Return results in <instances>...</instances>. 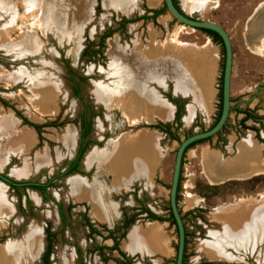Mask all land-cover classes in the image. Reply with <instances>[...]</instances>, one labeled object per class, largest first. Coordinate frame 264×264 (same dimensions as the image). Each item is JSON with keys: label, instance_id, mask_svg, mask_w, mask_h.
Masks as SVG:
<instances>
[{"label": "crops", "instance_id": "crops-1", "mask_svg": "<svg viewBox=\"0 0 264 264\" xmlns=\"http://www.w3.org/2000/svg\"><path fill=\"white\" fill-rule=\"evenodd\" d=\"M145 1L147 10L144 11L143 15L151 16V10H160L157 15L149 17V19L157 21L161 27L168 25L170 14L163 8V0L161 4L158 3L159 0ZM173 1L181 12L190 16L186 13V8L184 9L180 6L178 0ZM182 1L185 7L186 5L189 6L185 0ZM263 2L260 1L243 19H240L242 25L239 26L240 39L237 43L241 50H243L241 52L243 55L237 59L239 62L236 67H239V73L241 74L246 69L244 66L246 64L244 50L249 54L257 55V47L261 46L264 42V39H261L262 37L264 38V35H262L264 29V8L258 14H254L255 8ZM13 3L14 0H0V18L4 16L6 18H4V22L0 25V38L2 40L0 47L5 54L12 56V61L19 62L20 60L24 61L27 57L31 59V51L36 49L37 46L33 39L34 44L31 47V34H28L27 37L29 46H23V48L20 46L22 33L16 32L17 29L19 30V27L14 28L16 8L19 7V0H15L16 6ZM106 3L108 4L107 1H105ZM116 4L121 5V11L125 12L130 9V6L123 9L122 3L119 0H116L114 5ZM194 6L190 5L189 8H193ZM253 16L254 18L256 16L257 20L254 22L256 25L252 30L253 33H250V19ZM193 18L198 19L197 17ZM147 19L148 17L139 20L146 21ZM216 24L226 31L230 40L232 52L231 82L233 65L236 60L233 42L227 32V27L218 22ZM205 35L208 36L207 34ZM189 43H193L194 45L190 47L192 48V53L188 54L184 53L185 51L176 50L173 43L168 40L162 43L160 41L155 44L150 43L144 49H133L129 53L117 51L119 49L112 45L113 51L116 53H114V58L110 59L111 61L108 63L109 71H112V67H114V71L122 70L115 73L114 77H117L116 81H132L133 76H136L139 81L137 85H127L128 87L125 88L124 95L130 94V97L136 96L139 104H141L142 99L145 100L146 98L151 102L149 105H145V111L149 113L152 111L148 119H145L143 116L142 110L144 105H140L141 113L139 112L140 114L136 115L134 123L127 122L126 124L135 126L140 123H152L155 120L171 123L175 114V106L166 97L161 95V91L168 92V87H170L169 92L172 97H178L183 101L180 114L183 110L186 115L182 120H192L194 111L210 112L213 92L209 76L211 75L212 68L216 65V58L215 56L210 58L208 55L209 51L207 52V50L202 49V46H197L194 42ZM206 43H209L208 37L205 39ZM107 54L111 58L113 53ZM117 60L119 61L118 64L116 63ZM108 74L111 76L109 72ZM41 76L44 77L46 75L32 73L31 68H28L26 65L20 66L18 63L17 69L15 68L11 73L2 76L4 79L2 82L5 84L4 87L14 86L16 88L15 86L24 81L26 86L31 88V78L34 80L32 84H36V82H39L36 79L41 78ZM49 78L50 74L47 76V79ZM46 84L43 81V83L34 86L45 87L51 90L49 85L46 86ZM29 92L31 93V91ZM13 94L16 93L13 92ZM0 97L6 100L2 96ZM52 101H54V95ZM186 101L190 103L185 105ZM246 103L248 108L253 107V102H249V100H239L233 105L229 89V104L231 107L229 111H233V114L240 117L237 111ZM53 105L54 102H51V110L43 111V113L54 111ZM106 108L110 115L112 113L115 114V107ZM151 108L154 110H151ZM0 114L8 115L14 122L13 128L8 131V134H6L5 128L9 127L2 126L3 133L0 135V171L5 170L6 175L14 179H26L31 177V174L40 167L50 166L52 160L47 148L42 147L31 154L32 148L37 143L35 130L31 126L23 124L10 108L3 107L1 104ZM160 114H163L165 117L161 119ZM24 117L31 122L29 117ZM248 121L247 123L253 124L251 120ZM118 123L122 122L117 121L116 125ZM110 127L112 128V125ZM21 128L28 130L29 138L27 141H23L19 133H17ZM66 129L71 130L69 126ZM75 133H73V139L70 142L69 148H66L62 142L66 152L65 156L68 158L73 155L75 149ZM143 133L149 134L148 145L144 139L140 138V135ZM161 137L160 131L152 128L140 127L135 130H125V132L118 133L115 137H111L103 142L102 145L92 146L90 150L83 154L80 162L81 168L83 172H90L89 176L73 174L60 180V183L66 187L65 195L60 200L65 204L70 201L71 203H76L77 207L82 206L83 212L85 210L84 207L87 208L89 215L87 214L86 216L89 220L91 219L96 224H104L107 227H110L114 221L118 220L120 205L133 206V202L128 197L120 203L114 196H118L120 192L129 189L134 181H139L140 190L145 193L147 207L155 216L163 219L135 220L119 239L118 249L126 256L132 258L131 264H173L174 262L172 243L174 242L175 229L167 219L168 205L165 209L162 208V190L164 188L163 165L167 152L158 143ZM251 143L256 144H254L255 150L253 155H250V152L244 149L245 144L249 145ZM131 145L133 150L130 148ZM263 147V144L255 138L254 132L248 129L245 131L244 136L239 139L236 138L233 132L227 133L222 148L215 146L213 143H195L184 153L186 156L190 154L193 164L185 165L183 155L181 172L184 179L183 181L181 180V185L178 188V192L180 187L183 189L180 192L183 197V205H179L178 192L176 199L187 246L183 264H264V209L261 210L257 204L252 203L253 198L256 200L258 197H233L231 201L208 206L203 194L196 190L195 184L196 177L202 178L203 183L207 187H213L227 181L249 180L264 173ZM117 150H120V153H116ZM44 151L45 156L38 158L41 154L43 155ZM99 153L102 155H99ZM90 154L93 155L89 156L90 162H88L87 156ZM61 156L60 152H55L54 159L58 160ZM36 158L38 161L34 163ZM12 159H15V161L11 163ZM156 168H159L158 176L161 177V184L153 183ZM154 190L156 191L155 199L153 198ZM14 200L13 197L7 195V187L0 182V235L5 233L3 229L4 227L7 228L9 224L11 225L12 234L9 238L0 242V264H43L41 262V255L45 248L43 225L34 219H27V225L24 226L22 231H19V226L26 218L16 212ZM25 200L30 205L31 203L34 205L40 203L39 194L32 189L25 190L21 198L22 206H24ZM235 201H239L240 203L237 207L230 206L223 211L216 210V207L221 204L226 206ZM207 207H209L210 211L203 213L201 209ZM204 215L206 218L208 217V224H206V220L203 218ZM43 216L47 219L53 217L47 211L42 214ZM52 221L55 224L54 220ZM30 225L33 226L27 232ZM95 236L101 242L94 248L100 250L104 253L103 255L108 257L103 261V264H122L120 262L115 263L113 260V258L122 260V257L116 250H111L112 240L98 235ZM9 244L11 246L7 247ZM78 247V251L81 252V245ZM78 247L71 248L70 250H59L58 252L61 255L57 259V264H71V261L74 259V253H76L75 248ZM67 251H70V254L65 255ZM50 254L48 259L50 264H52ZM93 263L101 264L102 262L99 263L94 260Z\"/></svg>", "mask_w": 264, "mask_h": 264}, {"label": "rangeland", "instance_id": "rangeland-1", "mask_svg": "<svg viewBox=\"0 0 264 264\" xmlns=\"http://www.w3.org/2000/svg\"><path fill=\"white\" fill-rule=\"evenodd\" d=\"M105 1H107L108 4H105ZM260 1L264 0H210L209 2L199 4L193 8H189L188 5L185 7L182 0H178V3H180L182 8H186L185 11L191 18L197 17L198 19L215 23L218 22L227 27V32L231 36L233 42V51L236 58L230 82V97L233 101V105L239 100H249V102H253L252 108L258 109L254 114L258 113V115H260L259 117L263 120H259L258 123L252 121L254 122L253 125H251L252 123L247 124L256 129L253 132L256 133L259 139L263 140L262 144H264V92L261 89L258 93L259 98H257L258 95L252 96L256 86L264 87V47H257V55L249 54L244 50V58L246 59V64H244L246 70L244 73H239V67H236L239 62L237 59L241 58L243 55L241 53L243 50H241L237 43L240 39L239 26L242 25L240 19H243V17ZM115 2L116 0H19V7L16 8V22L14 28L19 27V30L17 29L16 32L19 31L22 33L20 46L22 48L23 46H29L27 37L28 34H31V47L34 42H36L35 44L37 47L31 51V59L27 57L24 61L20 60L19 62L12 61V56L5 54L0 47V96L14 104L20 114L29 117L32 123L43 125L45 121H52L54 124H57V126L41 127L39 129L40 135L38 136L39 143H36L31 150L32 154L35 150L45 147L49 150L51 155L52 163L50 166L40 167L31 174L32 179L43 180L46 176L58 172L61 168L60 164L64 160L69 159L65 156L66 152L64 146L69 148L70 142L73 139V133L77 131L76 122L81 110L84 109L86 116L91 117L90 132L88 135L90 141L88 145L85 146L84 154L90 150L92 146L102 145L103 142L112 137L107 133L104 135L103 132L107 131L111 125L114 127L116 125V120H125L124 117L120 118V115L128 114L136 118V115L140 112V105H144L142 112L146 119L152 114V111H150V113L145 111V107L151 103L149 99H142L141 101L143 103L140 102L141 104H139L136 96L130 97V94L124 95L126 86L117 82V77H114L115 73L122 70L114 71V67H112V71H109L108 63L114 58V53H116L113 51L112 45L119 49L117 51L129 53V51L131 52L133 49H144L148 47L150 43L155 44L159 41L162 43L166 40L170 42V38L176 35L182 42H194L197 46H202V49L207 50V52L209 51L208 55L210 58L213 56L216 58V65L212 68L211 75L209 76L210 86L213 92L212 105L208 113L194 111V117L189 121L182 120L186 115L182 110L179 122L175 129H173L178 140L168 141L166 139V134L162 139L163 147L165 152H167L163 165L164 188L162 190V208L165 209L168 205V188L173 157L178 142L190 134L209 128L211 123L216 119L219 102V87L221 85L220 79L223 61L222 47L218 42L213 41L212 38L209 39L210 36H206L196 29L180 24L170 15L168 25L164 27H161L157 21L150 20L149 17L146 21L139 19L135 20V18L142 16L144 11L147 10L145 0H119V2L122 3L123 9L130 6V9L125 12L120 10L121 5H114ZM158 3L161 4L162 0H159ZM13 4L17 5L15 0ZM263 8L264 2L255 8L254 14H258ZM23 16H25L26 19ZM2 18H0V25L4 22L5 16ZM123 18L132 19L134 21L127 22L121 26L120 22ZM158 20H160V18H158ZM255 20H257L256 16L250 19V33H253L252 30L255 28ZM29 24L32 26V31L27 27ZM34 26L38 28V30L34 31ZM108 30H112L113 32L110 33L108 37L104 38L101 53L91 54V51L96 49V42L99 36ZM206 37H208L209 43L205 44ZM261 39L263 40L264 38L262 37ZM1 44L2 40L0 38V45ZM85 51L87 53H85ZM185 51L187 54L188 52L192 53V49ZM107 53H113L112 57L110 58ZM18 63L20 66L26 65L28 68H31L32 73L45 74L46 76L37 78L36 81L39 82H36V84H32L34 80L31 78V88L27 87L24 81H21L15 86L16 88H14V86L4 87L5 84L2 82V80H4L2 76L11 73L15 68L17 69ZM116 63L118 64L119 61L117 60ZM108 72L111 76H109ZM49 74L50 78L47 79ZM133 77L135 78L136 76ZM43 81L47 83L46 86L49 85L52 91L45 87L34 86L43 83ZM132 81V85H137V83H134V79ZM73 82L78 83V97L72 94L70 85H72ZM29 91H31V93ZM13 92L16 94H13ZM164 94L166 95L167 93L164 92ZM53 95L54 101H52ZM106 98L109 100L108 107H115V114L112 113L110 115V113H108L105 107ZM51 102H54V111L51 113H43V111L51 110ZM189 103V101H186L185 105ZM255 104H259V106ZM153 108L151 109L153 110ZM2 118L12 121L8 115L0 114V135L3 133L2 126L4 127L5 125L2 124ZM238 118L236 114H233V111H229L226 118V127L221 133L222 138L224 134L226 135L231 132L235 134L237 139L244 136L245 131L238 126ZM59 122H62V124ZM125 123H127L126 120ZM12 124L13 122L6 123L5 126L9 127L5 128L6 134H8V130L10 131V129L13 128ZM68 126L73 133L70 129H66ZM169 126L172 132L173 124ZM21 129L18 131H21ZM103 135L105 136L104 140L98 143L96 140L102 139ZM141 136H143L145 140L149 138L148 133H143ZM76 139L77 135L75 133V140ZM220 141L221 140L217 141L215 135H213L197 144L213 143L215 146H218V144L221 143ZM253 145L252 143L249 145L245 144L244 149L249 150ZM130 148L133 150L132 145ZM55 152H60L62 155L58 160L54 159ZM118 152L120 153V150H118L117 153ZM262 153L264 155V150ZM91 155L93 154L87 156L88 162H90L88 158ZM43 156H45V151L43 155L41 154L38 158ZM192 160L190 154L189 156L184 154L183 162L185 165H192ZM14 161L15 159H12L11 163ZM37 161L38 159L36 158L34 163ZM183 179L181 172L180 185ZM60 180H62V178ZM60 180H55L56 187L50 188L48 197L43 198V196L39 195L40 203L36 205L31 203L29 206L31 208L30 213L27 210V204L23 203L25 213L23 215V212H20L19 215L26 219L23 220L18 230L22 231V229H24V226L27 225V219L36 220L43 225V228L48 224L49 229L55 233L51 238L53 251L50 254V260L52 264H57V259L61 255V253L58 252L59 250H70L80 245L81 252L78 251L79 247L75 248L76 253H74V259L71 261V264H94V260L99 263L102 262L101 264H103V261L108 257L103 255L104 253L100 250L96 251V249H93L101 240L95 235L91 236L87 234V230L81 218L83 212L82 206L77 207L76 203H73L72 208L66 210L67 213L65 214L67 215L64 220V226L61 223L57 213V203L60 202V198L62 199L65 195L66 187L64 184L60 183ZM195 184L196 190L203 194L208 206L231 201L233 197L257 196L259 198V196L264 195V173L249 180L227 181L217 187H207V185L203 183L202 178L196 177ZM181 191H183V189L180 187L178 192L180 206L183 205V197L180 194ZM155 195L156 191L154 190V199ZM62 206L65 207L64 205ZM208 208L209 207L203 208L201 211L203 213H208V211H210ZM258 208L261 210L264 209V203H261ZM84 209V213L89 215V213H87V208L84 207ZM46 211L53 215V217L50 219L44 218V216L42 217V214ZM203 218H205V222L208 224V217L206 218L204 215ZM52 220H54L55 224H53ZM91 222L95 226L101 225L93 221ZM32 226L33 225H30L28 227L27 232ZM3 230L5 233L0 235V242L12 235L10 224L7 228L4 227ZM173 241L172 244L174 246L176 243L175 230ZM17 245L19 244L17 243ZM8 246L10 247L11 245L9 244L7 247ZM68 254H70V251H67L65 255Z\"/></svg>", "mask_w": 264, "mask_h": 264}, {"label": "flooded vegetation", "instance_id": "flooded-vegetation-1", "mask_svg": "<svg viewBox=\"0 0 264 264\" xmlns=\"http://www.w3.org/2000/svg\"><path fill=\"white\" fill-rule=\"evenodd\" d=\"M173 4H174V1H173ZM262 35H264V29L262 31ZM98 40H99V38L97 39V41ZM261 47H264V42L261 44ZM259 48H260V46H259ZM222 57H223V48H222ZM222 64H223V61H222ZM221 72H222V70H221ZM75 87L77 88L78 93H79L78 83L77 82H73V84L70 85L72 94L74 92V88ZM261 89L264 92V87H262V86H256V88L254 89V91L252 93V96H257L258 93L261 91ZM169 91H170V87H168V92H166L167 93L166 95L164 94L163 91H161V95L162 96H166L167 100H169L175 106V114H174L173 121L171 123H167L168 125L173 124V128H172V130H173V129H175V127L177 126V124L179 122V115H180V110L182 108L183 101L181 99H179L178 97H172ZM74 96H76V95H74ZM257 98H259V95L257 96ZM0 104L3 107L10 108L15 113V115L22 121V123L23 124H26V123H24V120H26V121H28V120L24 116H22L15 109L14 104L9 103L8 101L4 100L1 97H0ZM255 105L256 106H259V104H255ZM256 110H258V109L248 108L247 107V103H246L239 111H237V114H240V117L238 118V121L239 120H243L241 122V124L244 125V126H246V128H242V125L238 122V126H240L242 128V130H244V131H246L248 129L251 130V131H255L256 130L253 126H251L253 124H251V125L247 124V121L248 120L256 121V123H258L259 120H263V119H261V117H259L260 115H258V113L257 114H254V112L256 113ZM177 113H178V117L175 119V116H176ZM246 113H249L252 117L251 116L246 117V115H245ZM12 122H13V120H12ZM28 122H30V121H28ZM120 122H122L123 124L122 123H118L114 127H112V128L110 127L111 129L109 128L107 131H104L103 134L106 135V133H107V134H110L112 137H115L118 133L125 132V130H135V129L140 128V127H145V128H152V129H156V130L160 131L162 137L160 138V140H159L158 143H159V145L161 147L163 146V140L162 139L164 138V135L165 134L167 135L168 141H170V140L171 141L172 140L173 141L178 140V138L174 134V130L171 133L174 134V136L176 137V139H174V137L171 138V135H169L168 133H165L164 132V125H163L164 123L161 122V121H159V120H155L152 123H140V124H136L135 126H130V125L126 124L125 123V120H122ZM30 123H32V122H30ZM59 123L62 124V122H59ZM76 123H77V131H76L77 139L75 141V149H74L73 155L69 159L64 160L60 164L61 168L58 170V172H55V173H52V174L46 176L43 180H38V179H32L31 177L26 178V179H14V178L6 175L5 170L0 171V176L7 179V181H5L4 179H2L0 177V182H2L7 187V195L9 197H13L15 199L14 200L15 201V209H16V212L17 213L23 212V215L25 213L24 212L25 211V208H23V206L21 205V198H22L23 194L25 193V190L26 189H31L29 187L31 184H37V183H40L41 184V183L50 182L52 184V186H49V187L46 188L47 189V192L50 194V191H49L50 188L56 186V181H55L56 179H59L60 180L61 178L63 179L64 177L69 176V175H73V174H79V175H82L83 174V175L89 176V173L90 172H88V173L83 172V170L81 168V163L80 162H81V159L83 157L84 151L82 152V155L80 156V158L76 160V162H74V160L76 158V155H77L78 150L79 149H82L84 146H87L88 143H89V141H90L88 135H89V132H90L89 129H90V126H91V117L90 116H86V113L84 112V109H83V110H81V112H80V114L78 116V120H77ZM225 123H226V121H225ZM34 124H36V123H34ZM211 124L213 125V123H211ZM13 125H14V122H13L12 126ZM37 125L40 126L39 129L41 127H44V126H57V124H54V122H52V121L51 122H46L45 121V122H43V125H41V124H37ZM29 126H31V125H29ZM169 129H170V127H169ZM84 132H85V134H84ZM39 135H40V132L39 133L36 132L37 144L39 143V137H38ZM104 135L102 136V139H100V140L98 139L96 141L99 143L100 141L104 140V138H105ZM254 135H255V138L257 139L256 133H254ZM215 137H216V140L217 141L221 140L220 142L222 144L219 143L218 144V147L222 148V146H223V144L225 142V134H224L223 138L221 137V134L215 135ZM219 137H220V139H219ZM199 142H201V141H199ZM259 142H261V141H259ZM196 143H198V142H196ZM261 143H263V142H261ZM188 148L184 149V151H183V154H182V157H181V164H182L183 155H184L185 151ZM263 150H264V148H263ZM100 155H102V154L100 153ZM181 164H180L179 181H178V185H177V190H178L179 185H180ZM158 170H159V168H156V171H155V174H154V177H153V183L154 184L155 183L156 184H161V177L158 176ZM32 190H34V189H32ZM36 192L39 195H41L38 191H36ZM144 194L145 193H143V191L140 190L139 181H134L130 185L129 189H127L124 192L123 191L120 192V194L118 196H114V198L115 199H118L120 203H122L128 197L133 202V206L131 207V206H128V205H120L119 206L120 216H119L118 220L114 221L110 227H107L104 224H101L99 226H95L89 220V218L86 216V214L84 212H83V214L81 216L82 223L84 224V227L87 230V234H89V235H97L95 232H90L89 227L87 225H85V223L83 221V217L84 216L86 217V219L89 221V223L91 224V226L95 230H98V231L102 232V234H104V233L106 234V232L108 231L113 236V238L110 237V239L112 240V246L114 245V242L117 241L116 248L111 249V250H116L119 253V255L122 257V260L113 258V260L115 261V263H119L120 262L122 264H125L124 262L126 260H129L130 261V264L132 262V258L131 257L126 256L124 253L120 252V250L118 249V241L124 235V233L127 230V228L135 220L152 219V218H149V212L151 214H153V213L149 210V208L147 207V205L145 203L146 197H145ZM58 203L61 206V212H62V214L64 216V219H65V217L67 215V214H65V213H67L66 210H68V206H70L69 209L72 208V204L73 203L68 202V203L65 204L62 200H60V202H58ZM25 204H27V210L30 213L31 212L30 211L31 208L29 207L30 206V203L27 200H25ZM62 205H64L65 207H63ZM168 208H169V206H168ZM57 213H58L59 219L61 221L58 206H57ZM167 213H168V210H167ZM155 217H158V216H155ZM129 220L131 222L130 223H127ZM168 222L170 223L169 220H168ZM61 223L64 226V222L61 221ZM103 228H105L106 231H104ZM174 229H175V226H174ZM46 230L51 234V238L54 235V232H51V230L49 229L48 224H46L44 226L45 247H46V244H47V240H46ZM175 235H176V229H175ZM173 248H174V260H175L176 243L173 246ZM94 249H96V248H94ZM186 249H187V246H186V240H185V236H184V245H183V253H182V264L184 262V258L186 257ZM44 250H45V248H44ZM96 250H98V249H96ZM51 251H52V241H51ZM173 264H174V262H173ZM205 264H208V263H205Z\"/></svg>", "mask_w": 264, "mask_h": 264}, {"label": "water", "instance_id": "water-1", "mask_svg": "<svg viewBox=\"0 0 264 264\" xmlns=\"http://www.w3.org/2000/svg\"><path fill=\"white\" fill-rule=\"evenodd\" d=\"M163 5L167 10V12L171 15V17L180 24L188 26L192 29L203 28L214 31L219 36L223 48V64H222L221 85H220V112L218 118L215 121V123L209 128L190 134L185 138H183L182 140H180L177 144L173 157L171 177L168 188V206L174 221V226L176 229V236H177L174 264H182L184 228L176 204L177 185L179 181L181 157L184 149L188 144L196 140L205 139L215 135L221 129V127L226 121L228 112L231 108L229 104V89H230V69H231L232 52H231L229 37L226 31L221 26H219L218 24L212 21L194 19L185 15L183 12L177 9V7L173 4L172 0H163ZM1 178L7 181L6 178L4 177Z\"/></svg>", "mask_w": 264, "mask_h": 264}, {"label": "trees", "instance_id": "trees-1", "mask_svg": "<svg viewBox=\"0 0 264 264\" xmlns=\"http://www.w3.org/2000/svg\"><path fill=\"white\" fill-rule=\"evenodd\" d=\"M163 8H165L164 5H163ZM151 12H152L151 16L142 15L140 17L135 18V20L142 19V18H145L146 19L147 17H154L155 15H157L160 12V10H151ZM131 21H134V20L123 18L121 20V22H120V25L123 26L125 23L131 22ZM196 30H199V31L207 34L208 36H210L213 39V41L218 42L221 45V47H222L221 40H220L219 36L214 31L209 30V29H203V28H197ZM112 32H113L112 30H108L107 32H105V33H103L102 35L99 36V40L96 42V49L95 50H92L91 51V54L92 53H99V54L101 53V48L103 46V40H104V38L108 37L110 35V33H112ZM85 53H87V52L85 51ZM220 83H221V79H220ZM73 94L76 95V96H78V90H77L76 87L74 88ZM218 100H219V102H218V110H217V113H216V119L214 120L213 124L217 120L218 115H219V112H220V87H219ZM245 115H246V117L251 116L249 113H246ZM177 117H178V113L176 114L175 119ZM242 121L243 120H239L238 122L241 124ZM24 123H26L28 125H31L35 129V131L37 133H39V127H40L39 125L34 124V123H30V122H28L26 120H24ZM163 125H164V132L165 133H168L169 135H171V138L174 137V139H176V137L174 136V134H172L171 131H170V129H169L170 126L167 123H165ZM210 126H212V124ZM225 126H226V123L222 126L221 130L218 131L215 135L221 134L222 131L225 129ZM242 128H246V126L242 125ZM84 134H85V132H84ZM256 137H257V139L259 141L263 142V140L259 139L258 136H256ZM206 139H208V138L200 139V140H196L194 142H191L190 144H188L186 146V148H188L189 146L193 145L196 142L203 141V140H206ZM84 149H85V146L82 149H79L78 150L74 162H76V160L80 158V156L82 155V152L84 151ZM49 186H52V184L50 182H46V183H41V184L40 183L31 184L29 187L31 189H34V190L38 191L41 194V196H43V198H46V197H48V192H47V189L46 188L49 187ZM213 187H217V186H213ZM176 199H177V196H176ZM57 206H58V209H59L61 221L64 222L65 219H64V216H63V214L61 212V206H60L59 203L57 204ZM69 207L70 206H68V209H69ZM167 210H168V217H167V219L170 221V223L172 225H174V221H173L172 215H171L168 207H167ZM149 218L157 219V220L163 219L161 217H155L150 212H149ZM83 221H84L85 225H87L89 227L90 232H95L97 235L101 236L102 238H110V237L113 238V236L108 231L106 232V234H102V232H100L98 230H95L91 226V224L89 223V221L86 219L85 216L83 217ZM130 222L131 221L129 220L127 223H130ZM103 229H104V231H106L105 228H103ZM46 240H47V244H46L45 250L43 251V253L41 255V262L43 264H50L48 257H49L50 251H51V234L47 230H46ZM116 245H117V241L114 242V245L111 247V249L116 248ZM124 263L125 264H130V261L129 260H126Z\"/></svg>", "mask_w": 264, "mask_h": 264}, {"label": "bare ground", "instance_id": "bare-ground-1", "mask_svg": "<svg viewBox=\"0 0 264 264\" xmlns=\"http://www.w3.org/2000/svg\"><path fill=\"white\" fill-rule=\"evenodd\" d=\"M210 0H186V2H187V4H189V6L190 5H195V6H198L199 4H203V3H206V2H209ZM263 6V5H262ZM24 18H25V16H23ZM22 17V18H23ZM21 18V19H22ZM23 18V19H24ZM26 19V18H25ZM28 29H30L31 31L33 30L32 29V26L29 24L28 26ZM35 27V26H34ZM35 30H38V28H34V31ZM170 42L171 43H173V46L175 47V49L176 50H180V51H185V50H190V49H192V48H190V47H192L194 44L193 43H188V42H182V41H180L177 37H176V35H174L172 38H170ZM186 52V51H185ZM184 52V53H185ZM176 53V52H175ZM189 53V52H188ZM182 66V65H181ZM133 79H134V83H137V84H139V81L137 80V78L135 77H133ZM120 83H122L123 84V86L125 85L126 86V88L128 87V86H130V84L132 85L133 84V81H129V80H126V81H121ZM128 85V86H127ZM109 106V100H108V98H106V100H105V107H108ZM37 108V107H36ZM152 110V109H151ZM154 110V109H153ZM127 111V110H126ZM125 111V112H126ZM134 113V112H133ZM160 116H161V119L162 118H164L165 116L163 115V114H160ZM121 117H124L125 118V120H126V122H128V123H131V124H133L134 123V121L136 120L135 118H133L132 116H129L128 114H122V115H120V118ZM115 118V117H114ZM146 119V118H145ZM116 120V119H115ZM1 121L3 122L2 124H5L6 125V123H8V122H10V120H8V119H4V118H2L1 119ZM118 120H116V122H117ZM129 125V124H128ZM17 133H19V135H20V138L24 141V140H26L27 141V139L29 138V133H28V130L26 131V130H24V129H22L21 131H17ZM18 135V136H19ZM140 138H142V139H144L145 140V138L143 137V136H141L140 135ZM140 140V139H139ZM148 141H149V138L148 139H146L145 140V142H146V144L148 145ZM68 142V141H67ZM135 142V141H134ZM15 143H17V142H15ZM69 143V142H68ZM151 143V142H150ZM244 143V142H243ZM132 144V143H131ZM255 144V143H254ZM256 145V144H255ZM148 148V147H147ZM255 148V146L253 145L252 146V148H249V152H247V153H249L250 155H253L254 153V149ZM258 151H259V149H257ZM246 151H247V149H246ZM258 160H259V158H258ZM257 161V160H256ZM254 165V164H253ZM260 170V169H259ZM236 172V171H235ZM248 172V171H247ZM249 173H251V172H249ZM234 174V173H233ZM232 174V175H233ZM256 174V173H255ZM231 175V176H232ZM238 175H240V174H238ZM228 176V175H227ZM230 176V175H229ZM247 176V175H246ZM245 176V177H246ZM224 177V176H223ZM225 179H226V176H225ZM217 182V181H216ZM218 183V182H217ZM196 197V196H195ZM248 198H250V197H248ZM252 199V198H251ZM238 200V199H237ZM243 200V199H242ZM244 201V200H243ZM252 203H255V204H257V206H259L261 203H264V195L263 196H259V198L258 199H254L253 198V201H252ZM240 203H239V201H235L234 203H230V204H227L226 206L225 205H221V206H218V207H216L217 209L216 210H218V211H223V210H226L228 207H230V206H233V207H237V205H239ZM233 209H236V208H233ZM231 210H232V208H231ZM237 210V209H236ZM231 212V211H230ZM232 214V213H231ZM37 247V246H36ZM34 248V247H33ZM36 250V249H35Z\"/></svg>", "mask_w": 264, "mask_h": 264}]
</instances>
